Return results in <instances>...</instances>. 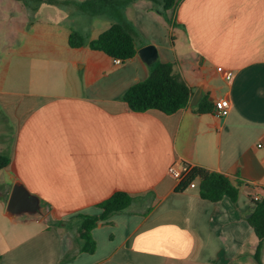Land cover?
I'll return each mask as SVG.
<instances>
[{
    "label": "crops",
    "instance_id": "1",
    "mask_svg": "<svg viewBox=\"0 0 264 264\" xmlns=\"http://www.w3.org/2000/svg\"><path fill=\"white\" fill-rule=\"evenodd\" d=\"M157 2L12 0V19L0 20V155L10 160L0 264H258L248 220L264 196V0ZM124 23L137 33L125 63L69 45L73 31L90 42ZM147 46L150 63L139 54ZM158 63L189 86V106L131 111L123 95ZM221 98L231 109L218 118ZM175 163L241 182L237 201L179 190ZM17 184L39 212H7ZM116 192L136 200L93 230L94 254L81 252L77 215L100 216Z\"/></svg>",
    "mask_w": 264,
    "mask_h": 264
},
{
    "label": "trees",
    "instance_id": "2",
    "mask_svg": "<svg viewBox=\"0 0 264 264\" xmlns=\"http://www.w3.org/2000/svg\"><path fill=\"white\" fill-rule=\"evenodd\" d=\"M157 2L156 0H152ZM180 0H162L157 2L163 11L175 10ZM52 3L55 0H47ZM136 31L129 24H114L98 38L87 42L77 32H72L69 45L72 48L88 46L92 50L101 51L113 59H120L122 63L132 59L137 54ZM192 91L186 82L174 71L172 64L158 63L152 68L149 77L133 85L122 97V101L133 112L143 113L157 110L165 115H173L189 106ZM208 109L200 108V111ZM9 158L0 155V170L9 166ZM195 182L201 198L211 202H219L229 198L236 202L239 197L238 186L226 176L205 169H191L179 190H185ZM136 200L135 197L125 192H116L109 199L99 203L100 216L79 214L78 239L81 243V252L94 254L97 249L93 238V230L101 222H107L113 215L126 211ZM258 238L255 251V260L262 264V250L264 247V196L260 201L253 200V209L248 220Z\"/></svg>",
    "mask_w": 264,
    "mask_h": 264
},
{
    "label": "water",
    "instance_id": "3",
    "mask_svg": "<svg viewBox=\"0 0 264 264\" xmlns=\"http://www.w3.org/2000/svg\"><path fill=\"white\" fill-rule=\"evenodd\" d=\"M140 56L147 63H150L151 60L157 59V51L154 46H147L139 50ZM200 96H195L191 103V106H196ZM40 204L37 198L30 194L29 191L23 185H15L12 189V193L9 197L7 204V212L12 216L29 211V212H39Z\"/></svg>",
    "mask_w": 264,
    "mask_h": 264
},
{
    "label": "built area",
    "instance_id": "4",
    "mask_svg": "<svg viewBox=\"0 0 264 264\" xmlns=\"http://www.w3.org/2000/svg\"><path fill=\"white\" fill-rule=\"evenodd\" d=\"M115 65H120L122 64V61L120 59H114ZM218 72L223 73L224 69L219 67ZM231 74V73H230ZM231 109V103L228 99L226 98H221L214 103V114L218 118H223L226 117ZM188 166L187 165H180V164H173L169 167L168 169V174L173 177L175 180L181 182L184 180L186 175L188 174ZM190 188H196V183L193 182L190 184ZM254 201H260L262 200V197L259 195H255L253 197Z\"/></svg>",
    "mask_w": 264,
    "mask_h": 264
},
{
    "label": "rangeland",
    "instance_id": "5",
    "mask_svg": "<svg viewBox=\"0 0 264 264\" xmlns=\"http://www.w3.org/2000/svg\"><path fill=\"white\" fill-rule=\"evenodd\" d=\"M13 16V3L12 0H0V20L2 19H12ZM12 75L7 76V80H11ZM7 178L2 170H0V189L7 190L9 189V185L5 184ZM12 193V191H11ZM0 201L5 205L6 204V196L0 197Z\"/></svg>",
    "mask_w": 264,
    "mask_h": 264
}]
</instances>
